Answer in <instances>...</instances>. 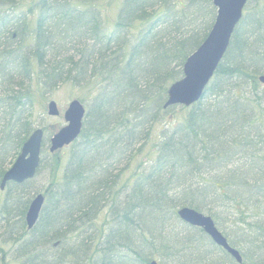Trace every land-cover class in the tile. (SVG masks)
I'll list each match as a JSON object with an SVG mask.
<instances>
[{"label":"trees","instance_id":"trees-1","mask_svg":"<svg viewBox=\"0 0 264 264\" xmlns=\"http://www.w3.org/2000/svg\"><path fill=\"white\" fill-rule=\"evenodd\" d=\"M216 12L118 0L109 26L102 0H0V182L35 129L32 83L86 91L77 139L51 153L60 126L43 125L34 177L0 189V264H264V0L246 3L202 98L164 108ZM183 206L207 212L242 261L182 221Z\"/></svg>","mask_w":264,"mask_h":264},{"label":"water","instance_id":"water-1","mask_svg":"<svg viewBox=\"0 0 264 264\" xmlns=\"http://www.w3.org/2000/svg\"><path fill=\"white\" fill-rule=\"evenodd\" d=\"M248 0H212L217 9L215 20L203 42L186 58L183 64V75L172 82L167 91L164 108L173 105L190 106L204 94L219 62L228 47L234 28L243 15ZM264 83V74L259 76ZM86 112L84 104L77 98L72 99L63 111L64 125L55 131L49 139V151L55 152L72 143L80 134ZM47 114H60L55 100L47 104ZM43 130L36 128L24 141L20 153L5 171L0 188L6 182L22 183L34 177L41 160ZM44 195L37 193L30 201L25 214L27 228L36 223L44 203ZM179 218L191 226H197L217 245L228 252L238 263L242 261L239 250L233 247L226 236L216 226L213 218L189 206L178 208ZM149 264H159L152 260Z\"/></svg>","mask_w":264,"mask_h":264},{"label":"rangeland","instance_id":"rangeland-1","mask_svg":"<svg viewBox=\"0 0 264 264\" xmlns=\"http://www.w3.org/2000/svg\"><path fill=\"white\" fill-rule=\"evenodd\" d=\"M118 0H102V13L105 18V23L110 26V23L113 21V16L115 12V4ZM253 5V4H252ZM34 90L32 108H30V117L33 120V128L42 127L43 125L48 128H58L64 125V120L62 113L66 109L68 103L75 98L80 99L82 96L86 95V91L80 88L74 89L70 86H58L55 89L51 90H41L37 89L35 81L32 83ZM55 100L57 107L60 111L59 115L50 116L47 114V104L50 100ZM86 106V104L83 102ZM65 148V147H64ZM64 150L62 153L64 154ZM48 169L43 170L42 173H39L34 180L31 182L34 187H38V190L44 188L49 181V172ZM104 209L98 217L99 223H101L105 218ZM203 212V211H201ZM208 214L207 212H203ZM166 264H172L171 261H166Z\"/></svg>","mask_w":264,"mask_h":264}]
</instances>
